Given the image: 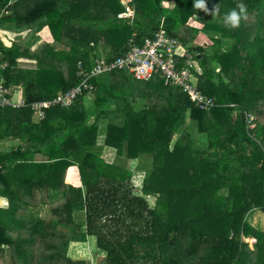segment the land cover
I'll return each instance as SVG.
<instances>
[{
  "label": "trees",
  "instance_id": "16d2710c",
  "mask_svg": "<svg viewBox=\"0 0 264 264\" xmlns=\"http://www.w3.org/2000/svg\"><path fill=\"white\" fill-rule=\"evenodd\" d=\"M241 2L247 19L225 27L223 14ZM217 5L218 14H206L194 0H132L126 22L117 17L122 0H0V27L23 29L9 47L0 42V79L20 87L28 106L75 86L77 63L89 67L100 47L116 57L162 19L181 44L193 39L184 33L188 20L203 24L211 51L192 42L187 50L201 70L197 90L214 101L200 110L159 79L113 71L93 80L94 101L84 104L85 93L40 122L28 106L0 107V144L16 143L0 149V264H264V230L248 222L252 212L264 215V0ZM45 28L53 42L33 49ZM197 136H206L202 148ZM105 148L114 161L101 157ZM136 160L147 173L138 193L123 163ZM72 166L81 187L65 182ZM75 175L70 168L67 180ZM88 240L95 259L73 258L71 249Z\"/></svg>",
  "mask_w": 264,
  "mask_h": 264
},
{
  "label": "built area",
  "instance_id": "2783aa9c",
  "mask_svg": "<svg viewBox=\"0 0 264 264\" xmlns=\"http://www.w3.org/2000/svg\"><path fill=\"white\" fill-rule=\"evenodd\" d=\"M132 0H122L124 11L118 14L119 19H131L133 8L129 5ZM136 35L128 39L124 50L116 57L97 56L89 67L77 63L78 83L58 93L51 100L38 101L25 104L20 87L6 86L0 79V107L20 109L27 107L31 111L34 122L42 121L46 110L54 107H68L78 97L93 94V80L100 75L113 71H123L137 81H151L159 79L164 86L179 88L186 94L197 109L209 110L214 106L211 97L201 94L196 87L195 74L201 70L194 55L182 46L181 42L164 28L163 19L158 27L149 35L136 43ZM7 63L0 59V70L5 69ZM13 97V98H12Z\"/></svg>",
  "mask_w": 264,
  "mask_h": 264
},
{
  "label": "rangeland",
  "instance_id": "374dc122",
  "mask_svg": "<svg viewBox=\"0 0 264 264\" xmlns=\"http://www.w3.org/2000/svg\"><path fill=\"white\" fill-rule=\"evenodd\" d=\"M163 6L165 8H168V7L170 8V7H172V3H170V2H167V4L163 3ZM127 21H129V20H126V22ZM187 25H188L187 26L188 28L187 29L184 28V33L186 34V36H187L188 39L190 37H193V39L191 40V42L193 43V45L194 46H203V47H205L207 49L209 48L210 51H211V48L213 47L212 46L213 43H212L211 39L206 34H204L202 32L201 29L203 28V24L201 22H199V21H195V24H194L192 20H188ZM189 27H191L193 30L191 28H189ZM176 33L178 35V31L177 30H176ZM22 34H23V29H17L15 27H6V26L0 27V42L5 47L6 46L9 47L11 45V43L13 42V40L16 39L15 36L16 35L17 36H20ZM34 40L37 41V44L34 46L33 49H36V47H38L37 45L42 46V44H46V43L53 42L52 35H51L49 29H47V28H45L44 31L43 30L40 31L39 34H37L35 36V39ZM191 42H185L184 44L182 43V45L186 49L187 48L192 49ZM19 60L22 61V62L18 63L20 65L19 67L22 68V69H35V67H36V64H35L36 62L35 61L33 62V61H30V60H26V59H19ZM216 71H219V69L217 68ZM104 91L105 90H100V92L97 94L96 97H99L101 95H105ZM87 100H89V101H85L84 104H89L90 102L94 101V97L91 95V96L88 97ZM92 121L93 120L90 119V123H92ZM106 124H107L106 122H103V121L100 122L101 130L102 131L105 130ZM197 137H198V142H197L198 144H197V146L199 148H202L207 143L206 142V136L205 137L204 136L203 137L197 136ZM15 144L16 143L13 140H10V139L9 140H5L4 142H2L0 144V149H1V151H4V150L7 151L9 147L14 146ZM101 145H102V142L101 141L100 142L98 141V146H101ZM105 149L107 151L106 155L107 154H110V153H113V155H107V157H106L107 159L106 160L110 159L111 161H114L115 160V152L113 150H109V148H105ZM104 155H105V153H104ZM123 163L130 170H132L133 167L135 166V164H133L131 162H127V163L123 162ZM136 164H139L138 161H137ZM146 164L149 165L150 162H147ZM146 164H145V166H146ZM146 170H147V167H146ZM139 172H137L138 174H136V176H134L135 178H132V181H133V183L135 185L134 190H135L136 193H138L140 191V189H139L140 187L138 186L139 182L142 181L146 177V175H147V173H145V171H139ZM74 173L76 174L75 175L76 177L73 180H71V181H68V180L67 181L69 183H71V184L79 185L80 182H81V180L79 182V180H77V179H80V176L78 175V173L76 172L75 169H74ZM66 175H67V172H66ZM66 179H67V176H66ZM154 199H156V198H147V201L149 202V204L152 205ZM0 206L1 207H5V203L2 202V201H0ZM248 222L252 226L264 230V215L261 214L259 211L250 213L248 215ZM188 230H191V229L188 227ZM201 239H202V237L200 235H198V234H197V236L195 238H193L194 243H191V246L193 248H195V250H197L198 245L201 243L200 242ZM243 242L244 243H247V245H248L249 248H252V245L254 244L255 241L253 239H250V238H248V239L243 238ZM92 243L93 242H91V241L88 240L84 245H80L79 247L75 248L74 249V255H72V257L73 258L74 257H79V258H82V257H85L86 258L87 257L86 260H88V258L93 254V252H92V245L93 244ZM187 245H189V244H187ZM183 250L186 251V245L183 246ZM72 251H73V249H71V252ZM170 253H172V251ZM169 256L170 255H168V254L165 253L162 256L161 259L166 260ZM179 258L182 259V256L179 255Z\"/></svg>",
  "mask_w": 264,
  "mask_h": 264
},
{
  "label": "clouds",
  "instance_id": "9594fccd",
  "mask_svg": "<svg viewBox=\"0 0 264 264\" xmlns=\"http://www.w3.org/2000/svg\"><path fill=\"white\" fill-rule=\"evenodd\" d=\"M194 7L205 12L206 14H218L219 7L214 6L211 11L209 10L206 0H194ZM247 19V6L245 4L238 3L236 8L230 9L222 16V23L225 27L230 29H236L240 26L242 20ZM195 24V21H193ZM198 26V25H197Z\"/></svg>",
  "mask_w": 264,
  "mask_h": 264
},
{
  "label": "crops",
  "instance_id": "0c3cea01",
  "mask_svg": "<svg viewBox=\"0 0 264 264\" xmlns=\"http://www.w3.org/2000/svg\"><path fill=\"white\" fill-rule=\"evenodd\" d=\"M165 4H167V3H165ZM99 55L98 56H102V57H107L106 56V53H108V49H106V48H99ZM193 51V50H192ZM103 122H106V121H103ZM107 123V122H106ZM107 125V124H106ZM99 142L101 141L102 142V139H103V136H104V133H105V130H101V125L99 124ZM104 153H105V155H104ZM106 153H107V151H106V149H103L102 150V158L105 160V161H107V162H109V161H111L110 159H108V160H106L107 158V155H113V153H110V154H107L106 155ZM137 161H139V160H136V161H134L133 162V164H135V166L133 167V169H132V171H133V174H135L134 176H136V174H138L137 172H139V171H143L141 168H138V164H136L137 163ZM125 163H127L128 161H124ZM132 163V162H131ZM144 164H146V163H144ZM69 168H74L75 170H76V172L78 173V169H77V167H75V166H72V167H69ZM68 168V169H69ZM67 169V170H68ZM67 172V171H66ZM140 173V172H139ZM79 175V174H78ZM66 174H65V182L66 183H68V184H70V185H72L73 187H81V182H80V179H77V180H79V182H80V184L79 185H74V184H71V183H69L68 181H67V179H66ZM133 178H135V177H133ZM141 182V181H140ZM140 182H139V184H138V186L140 185ZM248 239V238H247ZM79 247V246H78ZM75 248H77V246L76 247H74V248H72L73 249V251H72V253H71V255H74V249ZM74 258H76V259H84V260H86V258L85 257H82V258H79V257H74ZM95 258V254H92L88 259H90V260H92V259H94Z\"/></svg>",
  "mask_w": 264,
  "mask_h": 264
},
{
  "label": "water",
  "instance_id": "95a60500",
  "mask_svg": "<svg viewBox=\"0 0 264 264\" xmlns=\"http://www.w3.org/2000/svg\"><path fill=\"white\" fill-rule=\"evenodd\" d=\"M217 0H206L207 6L209 8V10L211 11V9L215 6Z\"/></svg>",
  "mask_w": 264,
  "mask_h": 264
},
{
  "label": "bare ground",
  "instance_id": "6f19581e",
  "mask_svg": "<svg viewBox=\"0 0 264 264\" xmlns=\"http://www.w3.org/2000/svg\"><path fill=\"white\" fill-rule=\"evenodd\" d=\"M134 16V15H133ZM133 19V17L131 19H128L129 21H131ZM193 53H195L194 51H192Z\"/></svg>",
  "mask_w": 264,
  "mask_h": 264
}]
</instances>
